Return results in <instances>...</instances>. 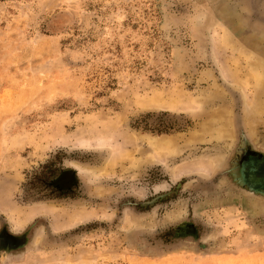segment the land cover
Instances as JSON below:
<instances>
[{"label": "rangeland", "instance_id": "obj_1", "mask_svg": "<svg viewBox=\"0 0 264 264\" xmlns=\"http://www.w3.org/2000/svg\"><path fill=\"white\" fill-rule=\"evenodd\" d=\"M0 264H264V0H0Z\"/></svg>", "mask_w": 264, "mask_h": 264}]
</instances>
